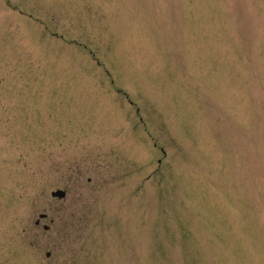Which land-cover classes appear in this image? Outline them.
Masks as SVG:
<instances>
[{"label":"rangeland","instance_id":"obj_1","mask_svg":"<svg viewBox=\"0 0 264 264\" xmlns=\"http://www.w3.org/2000/svg\"><path fill=\"white\" fill-rule=\"evenodd\" d=\"M0 264H264V0H0Z\"/></svg>","mask_w":264,"mask_h":264},{"label":"water","instance_id":"obj_2","mask_svg":"<svg viewBox=\"0 0 264 264\" xmlns=\"http://www.w3.org/2000/svg\"><path fill=\"white\" fill-rule=\"evenodd\" d=\"M53 196L59 197L60 199H63V198H65V193L64 192H57V193H54ZM45 230H48V228L46 227Z\"/></svg>","mask_w":264,"mask_h":264}]
</instances>
